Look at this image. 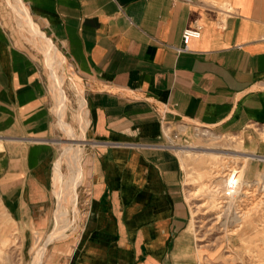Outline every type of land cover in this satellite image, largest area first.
Wrapping results in <instances>:
<instances>
[{"label":"crops","instance_id":"0c3cea01","mask_svg":"<svg viewBox=\"0 0 264 264\" xmlns=\"http://www.w3.org/2000/svg\"><path fill=\"white\" fill-rule=\"evenodd\" d=\"M22 2L86 86L87 214L67 264H196L184 171L166 130L244 131L251 152L264 156L250 128H264V0ZM196 25L201 36L183 51V30ZM55 115L43 71L0 22V132L35 143L25 158L17 150L0 187L15 215L38 230L54 217ZM81 149L72 174L76 204Z\"/></svg>","mask_w":264,"mask_h":264},{"label":"rangeland","instance_id":"374dc122","mask_svg":"<svg viewBox=\"0 0 264 264\" xmlns=\"http://www.w3.org/2000/svg\"><path fill=\"white\" fill-rule=\"evenodd\" d=\"M208 1L214 3V0ZM227 7L228 5L226 4L225 8L228 9ZM0 22L7 30L8 34H10L12 40L15 41L16 45L27 51L37 62L41 72L43 71L49 87L51 103H53L56 113L52 137V141L54 142V153L52 154V162L50 165L52 167L50 191L54 201V217L52 223L50 225L49 219L47 227L43 230H38L32 224V220L27 221L26 219L20 218L19 215H15L11 202L6 199L0 187V264H33L35 260L38 264H67V259L74 251L73 247L76 246L80 239L87 214V161L90 152L88 146L90 141L87 133L88 127L84 134H82L83 130L81 125V116L84 115L87 121V104L85 109H83L80 102L81 95L83 99H85V81L79 71L72 65L68 56L65 55L58 41L54 40L59 47L55 45L56 49H60L59 51L62 55L67 58L69 73L66 71L60 58L54 61L53 57L49 55L46 50L35 46L28 40L27 32L23 31L18 25L16 14H14L9 0H0ZM37 22L40 24L38 20ZM33 24H35L36 29L40 33L51 37L42 24L40 25L46 33L44 30L40 29L35 21ZM71 71L75 74V77L80 80L79 85L76 84V80H73ZM55 74L64 76L61 83V86L64 88V101L62 100V93L55 98ZM81 87L83 93H80L79 88ZM57 118H59V125L62 128L58 126ZM250 128L257 133L259 144L264 143V139L262 138L264 128L256 124L251 125ZM206 131L210 132L205 134ZM72 132H76L79 136H83L82 138L85 140V144L81 146V148L84 149L81 160V164L84 168V178L82 180L83 182L79 184L77 188V204L75 208L72 207L71 203H66L65 200L58 197L53 182L54 165L61 156L72 153L75 144L79 141L76 136H73ZM166 132L167 146L177 151L184 171L183 192L185 194L187 207L191 212L188 226L191 233V241L195 249L196 264H264L263 212L254 215L252 218H249L248 221L246 220L244 227L237 230L236 234H231L233 229H236L239 225L242 226L240 222H243V220L239 222L236 221V223L226 221L225 218L218 220L216 216L220 213V209L209 206H205L204 208L199 207L205 201H208L209 204L214 202L221 195V193L209 186V181L211 179L210 169L213 165L232 161L233 166L235 165L238 168H243L244 161L240 155L254 154L251 152V148L247 147L245 143L250 134H245L244 131L227 129L222 126L208 127L197 124H191L189 127H183L179 124L178 130L170 128L166 130ZM242 134H244L245 137ZM251 134L253 135V132H251ZM2 135L3 134L0 132V175L9 168L12 161H15L13 158H17L16 153L18 151H20L19 153L25 158L28 151L27 148L35 144L32 140H28V142H17L9 139L8 136ZM191 144H195L199 148L193 150L191 153L184 155L180 154V148H185ZM257 156L264 157L261 155ZM75 161L76 158H71L67 162L62 163V168L58 177L60 182H66V174L73 170ZM243 177V181H245L244 190L251 191L253 188L258 190L263 189L264 161L254 160L253 166L250 170L247 169L245 171ZM72 184L70 185L71 189L73 186ZM195 190H198L199 193L194 194L193 192ZM57 204L59 205L57 212L61 213L62 216L61 223L68 229L65 231L66 235L62 236V238L49 241L46 244V250L42 257L38 255L35 256L40 245H43L52 235L55 226L54 212L57 209ZM69 214L72 223L68 228L66 222L69 218ZM231 216H233V214Z\"/></svg>","mask_w":264,"mask_h":264},{"label":"bare ground","instance_id":"6f19581e","mask_svg":"<svg viewBox=\"0 0 264 264\" xmlns=\"http://www.w3.org/2000/svg\"><path fill=\"white\" fill-rule=\"evenodd\" d=\"M26 5L22 0H14V9L16 10V19L18 22V25L23 29V31H26L28 34L27 38L32 42L35 46L39 48H43L46 50V52L53 57V60L55 61L57 58H60L62 60V63L65 66L66 71H68V62L67 58L62 55V53L56 49V44L48 35H44L40 33L36 27L35 24H33L34 19L31 16H29L30 11L26 9ZM31 14V13H30ZM31 18V19H30ZM27 40V39H26ZM72 72V71H71ZM69 73V71H68ZM64 76L60 74H55V98L60 96L61 94V83L63 81ZM72 78L73 80H76V84L79 85V79L75 77V74L72 72ZM78 81V82H77ZM80 93H83L82 87L79 88ZM81 95V94H80ZM81 106L83 109L86 107V102L83 99V96L81 95ZM86 111V110H85ZM84 113V112H83ZM82 119V130L83 133L85 132L87 128V121L86 118H84V115L81 116ZM84 123V124H83ZM210 131H206L205 134L209 133ZM73 136L78 138V142L75 144L74 151L66 156H61L60 159L56 162L57 166V172L55 175V190L58 197L62 200H65L66 203H71L72 207L75 208L76 201L74 197H72V189L70 185L73 183L72 179V172L66 174V182H60L59 181V175H60V169L62 168V163L67 162L71 158H76V156L80 153L81 146L84 145V138L83 136H79L78 134L73 133ZM262 138L264 139V132H262ZM83 141V142H82ZM199 147L195 144H191L186 146L185 148H180L179 152L180 154H187L191 153L193 150H197ZM210 152V151H209ZM208 153V152H207ZM233 155V154H232ZM240 155V154H239ZM244 161L243 168H238L237 166H233L232 161L225 162L224 164H218L213 165L210 169L211 179L210 184L212 188H214L216 191L221 193V195L212 203H208V201H205L203 204H201L199 207L204 208L206 207H214L216 209H220L218 215L216 216L218 220L221 218H225L226 221H231L236 223L241 221L242 224L239 225L236 229L232 230L231 234H236L237 230L241 229L245 226L246 220L248 221L249 218H252L254 215H258L260 212L263 214L264 218V187L261 190L258 189H252L251 191L244 190L245 181L244 180V173L247 169L250 170V168L254 164V160H261L264 161V157H260L254 154L250 155H240ZM233 159V158H232ZM249 187V186H248ZM250 190V188H249ZM194 194L199 193L198 190H195L193 192ZM236 206V208H235ZM59 213V212H57ZM233 214V216H231ZM233 219V220H231ZM264 220V219H263ZM62 216L61 213L57 214L56 222L54 226V230L52 232V235L50 238L47 239L43 245H40L39 249L36 251V255L39 257H42L45 250H46V244L49 241H52L54 239L62 238V236L66 235V227L64 224L61 223ZM256 225V224H254ZM229 234V233H228ZM49 237V236H48ZM34 256V257H35ZM34 260V259H33ZM33 264H38L37 261H33Z\"/></svg>","mask_w":264,"mask_h":264},{"label":"built area","instance_id":"2783aa9c","mask_svg":"<svg viewBox=\"0 0 264 264\" xmlns=\"http://www.w3.org/2000/svg\"><path fill=\"white\" fill-rule=\"evenodd\" d=\"M187 1H191V0H187ZM201 26L200 25H196L194 27H188L185 28L183 30V40H184V48L182 49L187 50L189 47V42L192 38H199L201 35Z\"/></svg>","mask_w":264,"mask_h":264}]
</instances>
